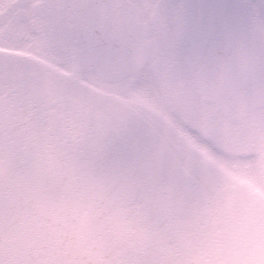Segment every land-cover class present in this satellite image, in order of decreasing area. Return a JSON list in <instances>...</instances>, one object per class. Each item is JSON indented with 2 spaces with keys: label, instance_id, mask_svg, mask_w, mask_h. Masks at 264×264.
Returning a JSON list of instances; mask_svg holds the SVG:
<instances>
[{
  "label": "clouds",
  "instance_id": "obj_1",
  "mask_svg": "<svg viewBox=\"0 0 264 264\" xmlns=\"http://www.w3.org/2000/svg\"><path fill=\"white\" fill-rule=\"evenodd\" d=\"M206 10L233 22L226 46L220 50L224 59L236 64L246 54L254 60L257 44L264 55V0H246L224 8L209 5ZM43 15L47 18L58 13L49 6ZM80 50L86 53L87 45L82 42ZM51 54L81 78L103 76L118 84L130 75L126 71L108 74L102 63L86 58L74 69L72 57L63 47L53 46ZM42 78L47 80L50 75ZM70 85L71 81L62 82L64 87ZM133 86L149 90L172 121L213 158L209 161L202 153L183 147L182 140L168 134L164 125L145 132V157L157 165L162 181L174 187L182 211L177 214L170 208L153 221L137 225L136 232L146 240L158 234L168 264H264V169L255 165L243 169L252 181L250 187L230 180L220 167L240 171L237 164L255 159L247 150L248 139L257 128L264 130V103L254 101L255 81L234 72L222 84L214 85L218 93L210 103L189 82L187 104L173 103L147 67L136 75ZM259 86L264 90V80ZM122 110L129 108L123 106ZM138 127L142 130V125ZM161 138H165L163 145ZM95 236L93 228L89 237Z\"/></svg>",
  "mask_w": 264,
  "mask_h": 264
},
{
  "label": "flooded vegetation",
  "instance_id": "obj_2",
  "mask_svg": "<svg viewBox=\"0 0 264 264\" xmlns=\"http://www.w3.org/2000/svg\"><path fill=\"white\" fill-rule=\"evenodd\" d=\"M133 1L141 3L144 9L142 15L147 19L151 18V12L158 13L157 20L151 21V31L157 34L160 52L146 65L150 69L151 77L155 78L173 103L187 104V87L189 82H194L178 31V0H147L146 4L142 0ZM49 6L58 15L46 18L43 14ZM0 12L6 13L5 22L0 24V47H3L6 41L12 45L7 51H0V72L5 73L8 69L25 67L37 69L42 77L43 74L50 75L47 80L42 78L41 84L51 89L56 97L77 92L84 95L83 102L87 106L97 111L105 110L109 121L119 128H126L131 141L141 146L143 161L154 164L157 186L169 188L174 201L181 205L174 187L162 181L157 165L146 159L143 134L153 127L164 125L168 134L182 140L183 147L202 153L209 161L213 158L202 146L188 137L183 128L172 121L160 101L149 90L133 86L134 77L130 78V81L126 80L118 84L105 82L100 77L96 79L84 77L89 85L83 86L79 81L81 77L78 72L69 71L52 56L53 46L65 48L72 57L74 69L78 67L82 58L90 60L88 50L86 53H81L80 46L83 41L78 39L77 22L69 0H24L23 4H19L18 0H0ZM169 12L171 15H168ZM147 33H150V27L147 28ZM18 45L28 47L31 56L29 58L15 56L12 47ZM63 81H71V85L64 87ZM97 88L108 90L110 94H98ZM123 89H128V94H122ZM83 90L87 93H83ZM127 95L131 98L127 99ZM206 102L211 101L206 100ZM123 106H128L129 111L122 110ZM140 125L142 130L138 127ZM164 143L165 138H161V144ZM247 150L255 156V159L237 164L236 167L241 169L240 171H232L224 168L223 165L220 167L230 180L251 187L252 181L243 169L252 165L260 168V153L264 152V130L257 128L249 137ZM152 198L153 195L141 194L140 202L133 205L131 218L137 225H144L157 217V209L148 218L144 215L149 208L147 203Z\"/></svg>",
  "mask_w": 264,
  "mask_h": 264
},
{
  "label": "water",
  "instance_id": "obj_3",
  "mask_svg": "<svg viewBox=\"0 0 264 264\" xmlns=\"http://www.w3.org/2000/svg\"><path fill=\"white\" fill-rule=\"evenodd\" d=\"M194 66L203 69L196 59ZM19 96L22 97L12 111H7L0 101V148L6 152L7 148L14 146V142L29 140L32 149V142H39L38 135L46 131L42 124L48 122L47 133L41 135L47 141L39 150L40 158L34 160L35 168L39 171L43 170V165L58 168L62 164L68 170L64 184L70 189L66 203L69 213L65 215L71 218H78L83 212L80 210L94 203L95 198H119L116 207L101 220L105 222L104 228L98 227L97 230L102 231L100 236H104L105 244L110 245L115 238L123 251L130 252L131 233L126 220L128 198L135 187L144 184V172L134 159L133 151L114 129L101 122L100 118L90 116L75 103L68 105L69 117L57 119L44 113L42 98L35 99L38 102L35 107L24 93ZM31 161L34 163L33 159ZM30 192L24 203L29 201ZM9 219L0 237V249L11 254L16 249V243L3 238L13 226ZM53 227L57 229L56 219ZM128 258L131 259V254Z\"/></svg>",
  "mask_w": 264,
  "mask_h": 264
}]
</instances>
